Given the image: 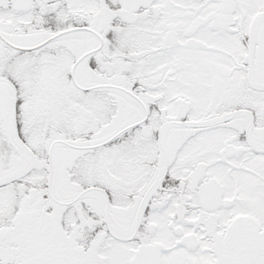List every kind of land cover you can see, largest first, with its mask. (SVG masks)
<instances>
[{
    "label": "snow or ice",
    "instance_id": "obj_1",
    "mask_svg": "<svg viewBox=\"0 0 264 264\" xmlns=\"http://www.w3.org/2000/svg\"><path fill=\"white\" fill-rule=\"evenodd\" d=\"M0 264H264V0H0Z\"/></svg>",
    "mask_w": 264,
    "mask_h": 264
}]
</instances>
